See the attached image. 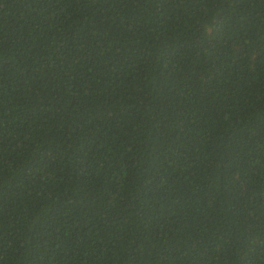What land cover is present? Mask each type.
<instances>
[{"label": "trees", "instance_id": "1", "mask_svg": "<svg viewBox=\"0 0 264 264\" xmlns=\"http://www.w3.org/2000/svg\"><path fill=\"white\" fill-rule=\"evenodd\" d=\"M0 264H264V0H0Z\"/></svg>", "mask_w": 264, "mask_h": 264}]
</instances>
